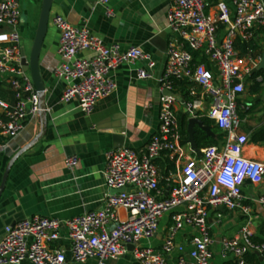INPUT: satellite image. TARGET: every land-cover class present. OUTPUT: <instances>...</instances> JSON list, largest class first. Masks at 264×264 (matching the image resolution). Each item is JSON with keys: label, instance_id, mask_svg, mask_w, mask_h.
Here are the masks:
<instances>
[{"label": "built area", "instance_id": "2783aa9c", "mask_svg": "<svg viewBox=\"0 0 264 264\" xmlns=\"http://www.w3.org/2000/svg\"><path fill=\"white\" fill-rule=\"evenodd\" d=\"M111 1L99 0L107 15L112 14ZM169 1V25L179 39L169 44L162 88L171 89L172 78L198 83L210 99L207 114L224 133V142L205 148L201 158L186 155L175 114L177 99L163 95L159 127L146 149L138 152L120 147L108 152L104 175L113 192L107 195L105 206L68 219L34 215L6 225L0 237V264H68L65 247H55L63 229L71 259L77 263L95 259L98 264H105L134 245V256L141 264H169L167 255L176 249L175 236L186 225L197 228L199 235L192 241L189 257L181 255L179 264H210L214 256L210 210L223 207L251 212V207L244 204L243 186L250 181L264 187V162L244 155L249 138L242 131L239 109L240 98L261 57L241 56L235 40L256 38L257 30L264 25V0ZM20 14L19 0H0V25L8 27L0 32V78L15 96L13 104L6 103L0 87V108L4 109L0 114V134L5 137L0 141V156L7 142L19 135L40 111L31 74L21 63ZM53 23L60 32L58 52L63 59L55 75L67 82L62 101L78 100L81 110L91 114L100 98L117 89L112 72L124 63L146 60L150 71L140 69L138 76L154 77L151 69L157 63L142 47L123 51L120 44H107L87 26H75L61 15H56ZM84 51H90L92 56H80ZM197 51L216 71L205 62H195ZM257 80H264V76H257ZM194 106L189 105L192 113ZM164 153L180 164L172 175L175 185L168 196L160 187L156 162ZM78 162V156L66 159L71 168ZM258 202L264 210V193ZM174 210V223L161 251L140 245L142 239L157 234L161 219ZM252 238L253 232L245 226L235 237L224 238L223 246L233 252L237 264H252L245 259L251 250L258 251L264 260V243H254Z\"/></svg>", "mask_w": 264, "mask_h": 264}, {"label": "crops", "instance_id": "0c3cea01", "mask_svg": "<svg viewBox=\"0 0 264 264\" xmlns=\"http://www.w3.org/2000/svg\"><path fill=\"white\" fill-rule=\"evenodd\" d=\"M21 14L19 31L27 54L31 53L36 36L43 0H19ZM111 15H107L105 7L99 0H53L49 29L40 56V67L45 82V109L32 117L23 131L7 142L4 153L0 156V186L4 173L10 161L26 146L31 145L14 162L6 187L0 197V237L3 235L5 222H19L34 215L52 216L68 219L91 210L101 209L105 200L113 190L109 189L104 171L109 151L128 147L138 152L146 149L151 137L159 127L161 97L155 86V77L163 61L161 49L178 40L179 35L173 31L168 21L169 0H112ZM61 15L78 27L87 26L93 33L102 38L107 44L118 43L121 50L126 51L132 46H140L149 53L157 66L151 69L153 78L140 79V69H147L148 61L137 60L134 63H124L112 72L117 82V89L110 95L98 100L95 109L87 114L79 107L78 100L62 101V95L67 82L58 79L55 69L62 62L58 49L60 32L53 23V18ZM8 30L0 25V32ZM164 33V36L161 34ZM255 41L264 46V25L257 30ZM187 46V45H186ZM80 56L91 57L90 51H84ZM195 60L205 62L216 71V67L206 60L201 51L194 52ZM261 57V56H260ZM192 89L190 101L182 92L175 93V114L180 130V121L186 117L184 111L190 104L194 115L209 117L207 111L210 99L196 83ZM250 82L245 93L240 98V112L246 115L242 119V131L249 138L244 148L248 158L264 162V140L255 142V137L264 132V110L262 95H251ZM2 98L8 104L15 102V96L9 85L0 78ZM257 97L256 103L250 102ZM244 106V107H243ZM4 112L0 108V114ZM210 118V117H209ZM212 127V126H211ZM213 129V127H212ZM214 131V130H213ZM188 132V128H187ZM215 132V131H214ZM216 136H207L218 140ZM225 136V135H224ZM5 137L0 134V141ZM188 139L181 145L186 155L200 158L193 151ZM222 141V142H221ZM197 142V141H196ZM220 144L224 139L220 140ZM203 156L204 145H199ZM78 156V164L71 168L66 159ZM166 160V161H165ZM159 168L160 187L163 195L168 196L175 185L172 175L180 169V164L168 153L157 159ZM264 193L263 186H255L246 181L243 186L244 204L251 207L249 214L242 210L211 209L209 224L214 243L211 246L213 258L210 264H237L231 250H225L224 238L235 237L245 226L253 232V236L264 240V210L258 202V197ZM176 210L164 215L160 221L157 234L151 239H142L140 245L152 246L161 251L163 243L174 223ZM199 235L197 228L186 225L176 236V249L167 255L169 264H179V257L186 255L192 249L194 237ZM55 247H65L69 257L68 264H98L95 259L85 263H77L71 259L70 245L63 229L62 238ZM134 247H129L127 253L117 259L108 260L105 264H141L134 256ZM181 248L183 250H181ZM258 256L259 263L264 264L262 255L253 250ZM248 263L257 264L253 256L246 257ZM20 264H34L23 261Z\"/></svg>", "mask_w": 264, "mask_h": 264}, {"label": "water", "instance_id": "95a60500", "mask_svg": "<svg viewBox=\"0 0 264 264\" xmlns=\"http://www.w3.org/2000/svg\"><path fill=\"white\" fill-rule=\"evenodd\" d=\"M52 4H53V0H43V6H42L41 15H40V20H39L38 28L36 31V36H35V39L33 42V46L31 49V53L27 54L25 48L24 47L22 48L21 63H22L24 70L28 71L31 74L33 83H34L35 88H36L38 100H39V108H40L39 112H42L45 109L44 97H45V90H46L45 82H44L41 67H40V56H41V51H42L44 41H45L48 29H49V25H50ZM161 36H164V33L161 34ZM165 50H167V48L161 49V51H162L161 57H163V61L160 65V70L158 71V73L156 74V77H155L156 89L158 90L160 95L161 94L171 95V96H174L176 98L182 99L181 97L176 95L171 89L162 88V83H163L162 79H163L166 63L168 61V56L167 55L164 56ZM258 71L264 72V50H263V53L261 55V60H260L259 66L257 69H255L253 71V73L258 72ZM263 88H264V81H263ZM260 102H263V104H264V91H263L262 97L260 99ZM186 107L187 108L184 111V115L188 117V133H189V140L188 141L191 143V147H192L193 151H195L198 154V156L201 158L202 157L201 150L198 147L196 139H195L196 127L201 128L203 131H205L210 136H216V133L213 131L212 127L210 125L206 124L200 117L193 115L192 110L188 107V104H186ZM262 114H264V110L262 111ZM31 145L32 144H30V145L26 146L24 149H22V151H20V153H18L10 161L9 165L7 166L5 173H4L2 184L0 186V197H1L3 191L6 187L7 179H8L10 170H11L15 160L25 150L30 148ZM116 192H117V190H116ZM219 209H223V207H220ZM15 223L16 222H14V223L5 222V226L10 225V224L14 225ZM130 247H134V245H132Z\"/></svg>", "mask_w": 264, "mask_h": 264}, {"label": "trees", "instance_id": "16d2710c", "mask_svg": "<svg viewBox=\"0 0 264 264\" xmlns=\"http://www.w3.org/2000/svg\"><path fill=\"white\" fill-rule=\"evenodd\" d=\"M235 46L240 51V55L245 56V57L250 56L253 58H258L262 55L263 50H264L263 44H260L259 41H255L254 39L244 41L240 37L235 40ZM195 62L199 63V60H195ZM259 75L264 76V72L263 71L256 72L249 78V82L251 83L250 84L251 95L252 96L258 95V98H259V95L261 96L263 94V91H264V88H263V81L264 80H262V81L257 80V76H259ZM170 83H171V90L174 93L182 92L183 95L185 96L186 100H188V101H190L191 99L194 98V96H191V92H192V89L195 86H197L196 82L190 81L189 79L172 78V79H170ZM12 93H13V91H12ZM13 96H14V93H13ZM258 98L252 97L250 99V102L256 103ZM245 115H246L245 112H240L241 119H243L245 117ZM186 119L187 118L184 117L183 120H179L180 121V130H181V134L183 137V141H186L188 139V132H187L188 124H187ZM201 119L206 124L212 126L213 130L215 132L220 133V138L218 140L211 139L210 137L207 136L205 131H203L199 127H196L195 139H196L197 143L199 145H204L206 147L219 145L222 142V141L220 142V140L224 139V133L222 132V130L216 125L215 120H213L209 117H206V116L201 117ZM263 140H264V132L262 131L261 133H259L255 137L254 141L260 142ZM252 239H253L254 243H257V244L264 243V240L260 239L259 237L253 236ZM251 256H253L254 261L258 264L259 263L258 256L255 252H253V250L249 251L245 255V259H246V257L248 258Z\"/></svg>", "mask_w": 264, "mask_h": 264}, {"label": "rangeland", "instance_id": "374dc122", "mask_svg": "<svg viewBox=\"0 0 264 264\" xmlns=\"http://www.w3.org/2000/svg\"><path fill=\"white\" fill-rule=\"evenodd\" d=\"M22 44H23V39H22ZM239 114H240V111H239Z\"/></svg>", "mask_w": 264, "mask_h": 264}]
</instances>
